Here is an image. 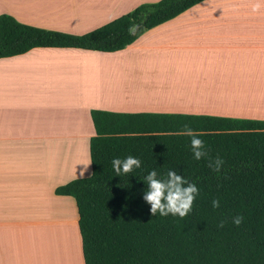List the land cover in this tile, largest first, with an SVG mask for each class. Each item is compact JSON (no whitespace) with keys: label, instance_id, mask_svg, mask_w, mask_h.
<instances>
[{"label":"crops","instance_id":"1","mask_svg":"<svg viewBox=\"0 0 264 264\" xmlns=\"http://www.w3.org/2000/svg\"><path fill=\"white\" fill-rule=\"evenodd\" d=\"M155 1L0 0V14L79 35ZM92 109L264 120V0H202L116 51L0 57V264H75L70 235L84 264L75 201L55 188L91 173Z\"/></svg>","mask_w":264,"mask_h":264},{"label":"trees","instance_id":"2","mask_svg":"<svg viewBox=\"0 0 264 264\" xmlns=\"http://www.w3.org/2000/svg\"><path fill=\"white\" fill-rule=\"evenodd\" d=\"M200 1L141 3L79 35L1 13L0 57L34 47L116 51ZM133 24L138 27L130 34ZM90 114L91 173L55 188L75 201L84 264H264V120L100 109ZM185 125L204 141L208 155L199 161L191 138L180 134ZM127 156L141 167L116 176L111 161ZM217 157L225 162L219 173L208 167ZM152 170L160 176L175 170L196 184L199 194L186 217L151 216L140 177ZM236 216L243 217L239 226L232 222Z\"/></svg>","mask_w":264,"mask_h":264},{"label":"clouds","instance_id":"3","mask_svg":"<svg viewBox=\"0 0 264 264\" xmlns=\"http://www.w3.org/2000/svg\"><path fill=\"white\" fill-rule=\"evenodd\" d=\"M137 27L135 24L131 25L129 33L134 34ZM180 134L191 138L190 147L194 159L199 161L208 155L205 151L204 141L198 138L189 126L185 125L183 132ZM224 163L221 158L217 157L214 160L209 159L208 167L219 173L224 167ZM111 164L116 176L121 177L141 167V161L133 156H127L124 159L114 158ZM140 178L146 185L142 198L150 206L151 216L159 214L163 217L172 215L184 218L191 212L193 202L199 194V189L196 184L188 181L183 175L178 174L175 170H168L166 175L160 176L156 170H152ZM219 206V200L212 201L213 208ZM232 222L239 226L243 222V217L236 216ZM219 226H224L223 221Z\"/></svg>","mask_w":264,"mask_h":264},{"label":"rangeland","instance_id":"4","mask_svg":"<svg viewBox=\"0 0 264 264\" xmlns=\"http://www.w3.org/2000/svg\"><path fill=\"white\" fill-rule=\"evenodd\" d=\"M255 101H256V99H255ZM67 241V237H64V243ZM68 244V246L67 245H65V253H63V256H62V258L64 259L66 256L69 258H71V260H72V258H73V261H74V263L75 264H77V259H76V249H75V245H76V248L78 249V243L77 242H75L74 241V237H73V235H70L69 236V242L67 243ZM44 246H45V244H44ZM78 251V250H77ZM72 252H73V254H72ZM77 255H78V252H77ZM65 256V257H64ZM78 259H79V256H78Z\"/></svg>","mask_w":264,"mask_h":264}]
</instances>
